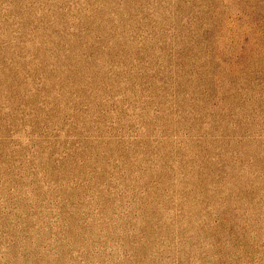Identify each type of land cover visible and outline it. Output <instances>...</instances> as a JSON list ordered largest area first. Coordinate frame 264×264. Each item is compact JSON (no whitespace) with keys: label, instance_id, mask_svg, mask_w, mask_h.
Listing matches in <instances>:
<instances>
[{"label":"rangeland","instance_id":"374dc122","mask_svg":"<svg viewBox=\"0 0 264 264\" xmlns=\"http://www.w3.org/2000/svg\"><path fill=\"white\" fill-rule=\"evenodd\" d=\"M0 264H264V0H0Z\"/></svg>","mask_w":264,"mask_h":264}]
</instances>
